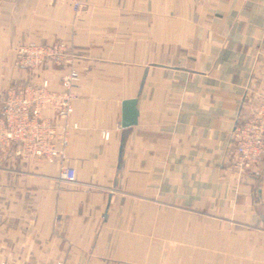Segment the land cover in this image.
<instances>
[{
  "label": "crops",
  "instance_id": "1",
  "mask_svg": "<svg viewBox=\"0 0 264 264\" xmlns=\"http://www.w3.org/2000/svg\"><path fill=\"white\" fill-rule=\"evenodd\" d=\"M60 41L62 66L15 65ZM0 60V114L9 88L79 73L74 183L0 150V264H264V160L238 174L229 155L247 89L264 92V0H0Z\"/></svg>",
  "mask_w": 264,
  "mask_h": 264
},
{
  "label": "built area",
  "instance_id": "2",
  "mask_svg": "<svg viewBox=\"0 0 264 264\" xmlns=\"http://www.w3.org/2000/svg\"><path fill=\"white\" fill-rule=\"evenodd\" d=\"M79 12L84 0H70ZM69 48L60 42H28L15 49V65L36 68L47 62L62 66L70 60ZM1 65V60H0ZM79 73L72 67L60 77L59 89L50 88L49 81L40 84L9 88L3 99L0 114V150H13L21 160L35 159L54 163L59 178L66 183L76 181L75 169L66 164L69 131L76 128L69 122L73 103L78 99L76 88ZM45 110L51 112L48 116ZM104 132L103 137L108 138ZM231 165L238 174H244L264 160V92L247 89L245 106L230 131Z\"/></svg>",
  "mask_w": 264,
  "mask_h": 264
},
{
  "label": "water",
  "instance_id": "3",
  "mask_svg": "<svg viewBox=\"0 0 264 264\" xmlns=\"http://www.w3.org/2000/svg\"><path fill=\"white\" fill-rule=\"evenodd\" d=\"M141 81L140 88L143 84ZM137 97L124 99L121 102V119L120 126L123 129L120 138L119 156H121L127 130L137 123L138 110L136 107Z\"/></svg>",
  "mask_w": 264,
  "mask_h": 264
}]
</instances>
